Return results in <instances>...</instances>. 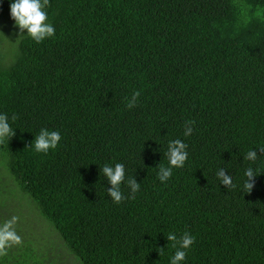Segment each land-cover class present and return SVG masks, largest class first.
Masks as SVG:
<instances>
[{
	"label": "trees",
	"instance_id": "16d2710c",
	"mask_svg": "<svg viewBox=\"0 0 264 264\" xmlns=\"http://www.w3.org/2000/svg\"><path fill=\"white\" fill-rule=\"evenodd\" d=\"M11 2L0 0V114L15 131L0 145V223L19 217L22 243L0 264H170L166 235L186 231L196 239L180 264H264V0H50L55 35L25 30L14 54ZM41 128L62 136L47 153L30 146ZM175 139L188 159L161 182ZM116 163L124 196L129 178L140 184L119 204L101 172ZM249 167L261 173L245 193Z\"/></svg>",
	"mask_w": 264,
	"mask_h": 264
},
{
	"label": "clouds",
	"instance_id": "9594fccd",
	"mask_svg": "<svg viewBox=\"0 0 264 264\" xmlns=\"http://www.w3.org/2000/svg\"><path fill=\"white\" fill-rule=\"evenodd\" d=\"M50 5V0H12L10 3V15L15 22V26H18L19 32L23 35L27 30V35L30 36L36 43L43 42L46 38L53 37L55 35V28L51 23H48V15L44 10ZM20 35V36H21ZM140 91H134L131 98L128 99L126 107L131 109L136 106L137 100L140 96ZM12 121L17 119L15 114L11 117ZM7 114H0V145H4L8 138L15 135V131L11 128ZM195 122L192 120L185 121L184 136H190L193 133L192 125ZM62 139L61 133L58 130H49L47 128H41L39 133L35 135V139L30 146H34L36 152L47 153L50 149H55ZM188 145L180 139L171 140L168 143L167 152L164 154L167 156L169 167L163 165L159 166L157 173L158 179L161 182H166L172 175L173 168L183 167L188 159V152L186 151ZM260 152L264 153V146L259 147ZM257 152L249 150L244 159L255 162L257 159ZM101 172L110 182L111 187L106 191L111 197L114 203L119 204L125 199H135V194L140 189V184L136 178H129L127 180V186L130 188V196L126 197L121 191V184L125 181V167L122 163H116L114 166L105 164L101 168ZM249 167L245 170L246 180L243 183V190L245 193H251L254 184L255 177L260 174ZM216 176L220 179L221 183L228 189L236 188L233 183L231 175L226 173L225 168H220L216 172ZM19 217L13 215L9 219L0 223V257L7 255V249L13 245H19L22 243L21 236L17 233L15 225L17 224ZM169 242H172V247L175 249L174 255L170 259V264H180L181 261L186 259V251L195 242V237L189 232H184L179 237L170 232L166 235ZM163 251H160V256Z\"/></svg>",
	"mask_w": 264,
	"mask_h": 264
},
{
	"label": "rangeland",
	"instance_id": "374dc122",
	"mask_svg": "<svg viewBox=\"0 0 264 264\" xmlns=\"http://www.w3.org/2000/svg\"><path fill=\"white\" fill-rule=\"evenodd\" d=\"M2 21H5V23L2 25L5 29V31H7V37H8V41L10 43V46L12 48H8L6 49L7 52H9L10 54H14V51L16 52L17 46H16V41L18 40L16 37L20 34L19 32V28L18 26H15V22L13 19H4ZM3 30V29H2ZM27 33V30L26 32ZM17 45H18V41H17ZM6 45L2 44V47H4ZM16 48V50H15Z\"/></svg>",
	"mask_w": 264,
	"mask_h": 264
}]
</instances>
